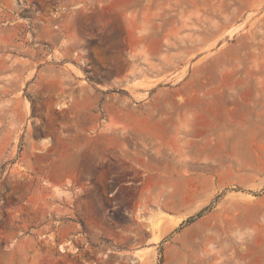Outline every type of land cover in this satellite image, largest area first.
<instances>
[{
  "label": "rangeland",
  "instance_id": "374dc122",
  "mask_svg": "<svg viewBox=\"0 0 264 264\" xmlns=\"http://www.w3.org/2000/svg\"><path fill=\"white\" fill-rule=\"evenodd\" d=\"M0 264H264V0H0Z\"/></svg>",
  "mask_w": 264,
  "mask_h": 264
}]
</instances>
